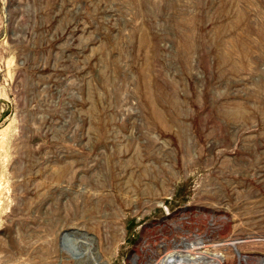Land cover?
<instances>
[{"label": "rangeland", "instance_id": "rangeland-1", "mask_svg": "<svg viewBox=\"0 0 264 264\" xmlns=\"http://www.w3.org/2000/svg\"><path fill=\"white\" fill-rule=\"evenodd\" d=\"M167 239L264 264V0H0V264Z\"/></svg>", "mask_w": 264, "mask_h": 264}, {"label": "bare ground", "instance_id": "bare-ground-1", "mask_svg": "<svg viewBox=\"0 0 264 264\" xmlns=\"http://www.w3.org/2000/svg\"><path fill=\"white\" fill-rule=\"evenodd\" d=\"M204 226H205V228L207 230L206 231H203L204 230V227H203V230L202 231L205 232V234H209L210 233V230H215L214 228H216V227L218 228L219 225L218 226L217 225L215 226V225H213V223H211L210 225H208V224L205 223ZM113 230H115V229H113ZM195 231H197V230H195ZM163 235H165V234H163ZM65 239L69 243L70 248L76 252L75 254H76V256H77L78 259L82 260V259L92 258L95 261L99 262V257L97 256L96 250H95V241L94 240L90 239L86 235L85 236H82V237H77V236H74V234H72V233H67L66 236H65ZM170 241L168 240V241H165L164 242L165 243V248H164L165 251L161 255V257H159L158 259H156V261H155L154 264H227L226 263L227 261L225 259V255H224L223 252L216 251V252H213V253L211 252L210 255H208V254H203L201 251H199V252L196 251L195 248H199L200 246H202L201 243L204 242V239H200V240L197 239L196 241L195 240L194 241H186V242L184 241V246H182V247H180V243L179 242L178 243L175 242L174 246L172 247V244H170ZM157 242H159V241L157 240L156 243ZM236 242L237 241L233 240V241H231L229 243H232L233 245L236 246V244H237ZM217 244H221V243H217ZM205 245H206V243H205ZM83 246H84V249L85 250H81L83 248ZM144 249H145V247H144ZM159 254H158V256H159ZM239 255H240V259L241 260L245 259V256L243 254H241V252H239ZM209 256L212 259H210V260L206 259ZM152 262H154V261H152Z\"/></svg>", "mask_w": 264, "mask_h": 264}]
</instances>
